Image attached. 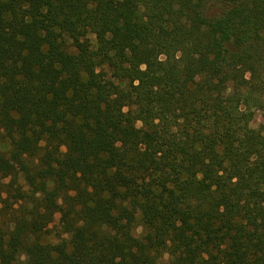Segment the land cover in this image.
Instances as JSON below:
<instances>
[{"label":"trees","instance_id":"trees-1","mask_svg":"<svg viewBox=\"0 0 264 264\" xmlns=\"http://www.w3.org/2000/svg\"><path fill=\"white\" fill-rule=\"evenodd\" d=\"M257 113L264 0H0V264H264Z\"/></svg>","mask_w":264,"mask_h":264},{"label":"rangeland","instance_id":"rangeland-1","mask_svg":"<svg viewBox=\"0 0 264 264\" xmlns=\"http://www.w3.org/2000/svg\"><path fill=\"white\" fill-rule=\"evenodd\" d=\"M256 119L258 123H262L264 122V115L262 113H257ZM9 181L10 179L3 178L0 173V223H3L5 221L4 224L8 222V220L13 219L14 215L18 214L20 206V204L16 203L15 200L11 198V195L7 193V184L9 183ZM8 197L10 204H7V201H5V199Z\"/></svg>","mask_w":264,"mask_h":264}]
</instances>
